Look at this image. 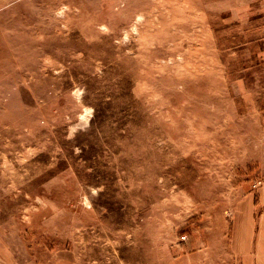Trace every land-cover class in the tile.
Segmentation results:
<instances>
[{"label":"rangeland","instance_id":"1","mask_svg":"<svg viewBox=\"0 0 264 264\" xmlns=\"http://www.w3.org/2000/svg\"><path fill=\"white\" fill-rule=\"evenodd\" d=\"M264 181V0H0V264H230Z\"/></svg>","mask_w":264,"mask_h":264},{"label":"crops","instance_id":"2","mask_svg":"<svg viewBox=\"0 0 264 264\" xmlns=\"http://www.w3.org/2000/svg\"><path fill=\"white\" fill-rule=\"evenodd\" d=\"M232 225L230 264H264V181L242 200Z\"/></svg>","mask_w":264,"mask_h":264}]
</instances>
